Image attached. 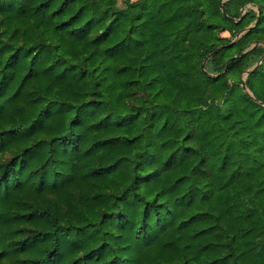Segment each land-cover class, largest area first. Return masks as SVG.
<instances>
[{
  "label": "trees",
  "instance_id": "16d2710c",
  "mask_svg": "<svg viewBox=\"0 0 264 264\" xmlns=\"http://www.w3.org/2000/svg\"><path fill=\"white\" fill-rule=\"evenodd\" d=\"M0 264H264V0H0Z\"/></svg>",
  "mask_w": 264,
  "mask_h": 264
},
{
  "label": "water",
  "instance_id": "95a60500",
  "mask_svg": "<svg viewBox=\"0 0 264 264\" xmlns=\"http://www.w3.org/2000/svg\"><path fill=\"white\" fill-rule=\"evenodd\" d=\"M249 27H246L244 30H242L240 33H242L243 31H245L246 29H248ZM239 33V34H240ZM208 57V56H207ZM204 66V63H202L201 67L203 68ZM249 70L247 71H244L243 74H242V77H241V80H242V83H241V86L245 89V83H244V80H245V77L246 75L248 74Z\"/></svg>",
  "mask_w": 264,
  "mask_h": 264
},
{
  "label": "rangeland",
  "instance_id": "374dc122",
  "mask_svg": "<svg viewBox=\"0 0 264 264\" xmlns=\"http://www.w3.org/2000/svg\"><path fill=\"white\" fill-rule=\"evenodd\" d=\"M237 13L236 12H233V15H236ZM234 30V27L233 26H229L228 29L225 31V35L226 36H230L231 33L233 32Z\"/></svg>",
  "mask_w": 264,
  "mask_h": 264
}]
</instances>
